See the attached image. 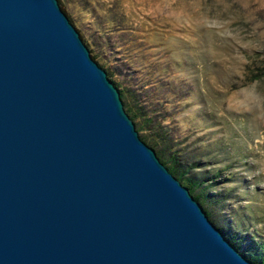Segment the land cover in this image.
I'll return each instance as SVG.
<instances>
[{"label": "water", "instance_id": "1", "mask_svg": "<svg viewBox=\"0 0 264 264\" xmlns=\"http://www.w3.org/2000/svg\"><path fill=\"white\" fill-rule=\"evenodd\" d=\"M0 264H254L140 138L58 0H0Z\"/></svg>", "mask_w": 264, "mask_h": 264}, {"label": "rangeland", "instance_id": "2", "mask_svg": "<svg viewBox=\"0 0 264 264\" xmlns=\"http://www.w3.org/2000/svg\"><path fill=\"white\" fill-rule=\"evenodd\" d=\"M58 3L153 124L139 135L168 137L200 163L189 174L225 194L213 215L246 251L249 231L264 236V0ZM249 201L261 223L236 224L234 208Z\"/></svg>", "mask_w": 264, "mask_h": 264}, {"label": "trees", "instance_id": "3", "mask_svg": "<svg viewBox=\"0 0 264 264\" xmlns=\"http://www.w3.org/2000/svg\"><path fill=\"white\" fill-rule=\"evenodd\" d=\"M93 59L95 56H91ZM102 67V66H101ZM103 68V67H102ZM105 69V68H104ZM108 78L117 87L120 98L123 102L124 109L128 116L132 119L135 127L139 131L149 129L152 123L145 118V114L141 111L137 98L131 94L127 88H119L118 82L113 78V73L105 69ZM140 138L150 147L157 148L155 150L160 161L168 168V170L177 177L180 182L185 185L192 196L200 202L204 211L215 225L223 231L226 238L236 247L239 248L237 243V233L232 229L224 230L226 220L218 219L214 214L218 206L225 200V194L216 193L210 194L209 189L213 184L206 183L205 178L196 174H189L194 168L199 167L198 161L193 159L184 158L176 148L172 149V145H167L168 137L155 132V134L139 135ZM166 144V145H165ZM170 149V150H169ZM168 150V151H167ZM216 175V174H215ZM234 217L236 224L240 223H261V217L253 208L252 201L244 204L243 206H236L234 208ZM247 230V228H244ZM250 241L246 251H243V256L254 264H264V236L259 234V229L249 231Z\"/></svg>", "mask_w": 264, "mask_h": 264}]
</instances>
